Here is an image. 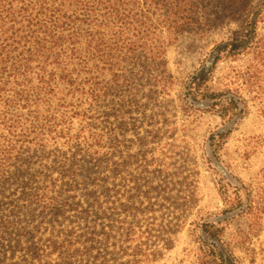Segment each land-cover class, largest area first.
Masks as SVG:
<instances>
[{"label": "trees", "instance_id": "trees-1", "mask_svg": "<svg viewBox=\"0 0 264 264\" xmlns=\"http://www.w3.org/2000/svg\"><path fill=\"white\" fill-rule=\"evenodd\" d=\"M228 21H238L240 30L213 42L192 73L176 79L167 70L166 50L176 38L206 36ZM262 23L264 0H0V264H40L46 251V257L58 256L57 264H74L72 231L58 241L55 224L106 217L101 199L125 188L127 162L120 160L119 127L108 129L110 116L131 120L136 114L132 121H140L149 100L176 90L184 120L203 113L218 119L201 151L212 176L227 180L215 181L223 211L197 214L190 223L196 264H241L224 234L235 215L248 219L251 230L264 212V198L233 184L219 154L248 114L250 74L246 79L238 72L218 89L213 75L226 61L256 56L264 63ZM146 87L147 102L129 97L132 89L139 94ZM130 177L135 185L129 200L150 204L159 197L160 185ZM77 191L84 192L83 201H74ZM127 206L120 205V212ZM140 207L132 209L144 213ZM109 218L120 227H102L94 236L114 241L116 250L122 248L119 237L126 242L134 230L129 225L124 231V219ZM45 222L52 229L43 241L37 235ZM87 235L90 249L100 243Z\"/></svg>", "mask_w": 264, "mask_h": 264}, {"label": "rangeland", "instance_id": "rangeland-1", "mask_svg": "<svg viewBox=\"0 0 264 264\" xmlns=\"http://www.w3.org/2000/svg\"><path fill=\"white\" fill-rule=\"evenodd\" d=\"M222 25V28L215 29L206 36L187 33L176 38L166 50L167 70L176 79L186 77L199 66L213 42L231 37L240 30L238 21H228ZM258 32L260 37L264 38V23L259 26ZM238 72L241 75L248 74L246 79L250 74V83L246 85L250 86L246 96L248 114L224 144L219 160L229 177L234 179L231 181L233 184L244 185L250 189L252 196L262 199L264 198V63L259 62L256 56L244 57L235 63L227 61L220 63L214 71V87L218 89L227 84V81H234L233 77ZM136 90L132 89L129 97L135 94V99L140 101V104L147 102L148 87L139 94ZM177 95L176 90L171 92L170 97H158L154 102L149 100L146 116L141 117L140 121H132L136 114L131 115L133 118L131 120L127 117L116 120L110 116L108 129L114 133L119 127V141L123 143L120 160L127 162L124 166L128 171L125 188H116L114 192L116 195L112 193L107 201L104 200L105 198L101 199L100 211L104 212L106 217L100 214L102 219H98L92 215L85 223L84 220L79 219L80 216L75 215L80 221L66 218L64 221L60 219V225L55 224L58 241H64L65 233L72 231L71 249L76 251L74 264H196L198 247L191 235L190 223L197 214L204 216L223 211L224 197L222 191H218L215 181L219 179L227 182V180L222 176H212L214 168L211 167L213 169L211 171L209 165H205L201 151V145L208 134L219 127L218 119L210 113H203L192 120H184L178 110ZM149 124H152V127ZM117 160L118 158H114V161ZM130 173L140 178L144 184L148 183L149 186L154 187L160 185L159 197L151 199L150 204L145 200L140 204L141 198L138 197L137 201L129 200L128 198L134 193L131 189L135 185ZM83 194L84 192L77 191L74 201H83ZM187 201H189L188 205L182 207L183 202ZM122 204L128 205L126 213L120 212ZM132 207H140V211L144 213L138 211V214ZM262 213L260 219L253 226L251 225V230L248 219L235 215L232 219L234 222L224 234V241L233 246L234 256L241 264H264V212ZM74 214L75 212L67 215L74 216ZM110 215L114 219L119 221L124 219L125 223H128L123 224L124 231L129 225L131 229L128 231L132 230V226L134 230L128 235L126 242L119 237V245L122 248L116 250L111 246L114 241L111 240L108 244L107 241L104 243L100 237L94 236V233H99L102 227L108 232L110 226L114 227L113 230L120 227L121 223L110 219ZM48 225L46 222L42 224L41 230L38 231L40 232L37 235L38 239L44 241L49 238V231L52 228ZM87 225L90 228L89 232L83 230ZM171 228H173L172 233H170ZM85 232L93 233L92 238H96L100 243L90 249L91 242L86 240L91 236L85 235ZM114 233L111 232V235ZM167 241L170 242L169 248L165 246ZM47 252L42 254L40 264L60 263L55 254L46 257ZM32 264L39 263L32 262Z\"/></svg>", "mask_w": 264, "mask_h": 264}]
</instances>
